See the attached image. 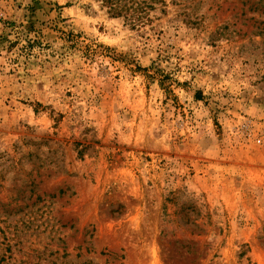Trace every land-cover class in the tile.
Wrapping results in <instances>:
<instances>
[{
	"label": "rangeland",
	"instance_id": "obj_1",
	"mask_svg": "<svg viewBox=\"0 0 264 264\" xmlns=\"http://www.w3.org/2000/svg\"><path fill=\"white\" fill-rule=\"evenodd\" d=\"M0 0V264H264V0Z\"/></svg>",
	"mask_w": 264,
	"mask_h": 264
},
{
	"label": "trees",
	"instance_id": "obj_2",
	"mask_svg": "<svg viewBox=\"0 0 264 264\" xmlns=\"http://www.w3.org/2000/svg\"><path fill=\"white\" fill-rule=\"evenodd\" d=\"M101 2L107 5L108 12H112L113 14H119L124 8V6L120 4L121 0H101Z\"/></svg>",
	"mask_w": 264,
	"mask_h": 264
}]
</instances>
